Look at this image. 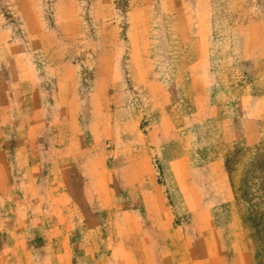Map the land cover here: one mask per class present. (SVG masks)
Here are the masks:
<instances>
[{
	"label": "rangeland",
	"instance_id": "rangeland-1",
	"mask_svg": "<svg viewBox=\"0 0 264 264\" xmlns=\"http://www.w3.org/2000/svg\"><path fill=\"white\" fill-rule=\"evenodd\" d=\"M0 264H264V0H0Z\"/></svg>",
	"mask_w": 264,
	"mask_h": 264
}]
</instances>
